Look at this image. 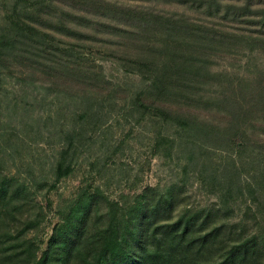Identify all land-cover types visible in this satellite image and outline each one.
Here are the masks:
<instances>
[{
  "label": "trees",
  "instance_id": "1",
  "mask_svg": "<svg viewBox=\"0 0 264 264\" xmlns=\"http://www.w3.org/2000/svg\"><path fill=\"white\" fill-rule=\"evenodd\" d=\"M78 1L75 12L67 10L64 16L47 12L52 18H46L45 12L46 19L40 15L42 23L48 22L43 26L48 31L37 29L31 24L34 21L25 18L30 17L31 8H20L18 14L24 20L17 15L16 26L11 23L0 30V71L7 57L22 58L28 51L42 60L32 69L39 72L38 80L67 87L72 91L70 97L83 101L82 122L96 118L107 96L120 97L125 91L118 85L104 93L100 88L105 82L83 67L71 50L58 55L49 44L56 39L55 33H73L75 26L103 37L105 44L110 42L109 55L131 69L127 74L140 77L141 86L131 97L132 112L172 131L171 137L157 139L162 146L175 137L184 142L191 135L206 138L212 126L200 121V111L220 114L230 125L257 123L260 135L264 133V73L256 70L258 75L247 82L234 81L227 71L212 69L214 60L223 54L264 50V1H255L260 29L255 36L230 31L236 24L247 23L253 0L246 4L241 0ZM18 4L16 1V9ZM48 4L62 6L59 0L43 5ZM158 4L173 5L182 12L163 11L157 9ZM187 11L201 18L193 22ZM204 52L208 61L201 58ZM204 88L214 89L215 94L208 95ZM74 130L61 134L54 183L74 172L72 155L82 144ZM237 148L239 154L243 152ZM259 187L257 184L250 191L261 195L256 190ZM29 193L28 186L17 178H0L1 225L15 212L17 216L30 209ZM227 193L219 198L218 208L177 212L180 198L173 188H146L131 205L110 202L102 193L85 189L52 229L39 257L32 249L34 243L20 238L37 227L36 221L22 222L17 238L7 239L9 234L0 233V264H264V234L247 231L251 209L246 207L244 218L229 222L232 199Z\"/></svg>",
  "mask_w": 264,
  "mask_h": 264
},
{
  "label": "rangeland",
  "instance_id": "2",
  "mask_svg": "<svg viewBox=\"0 0 264 264\" xmlns=\"http://www.w3.org/2000/svg\"><path fill=\"white\" fill-rule=\"evenodd\" d=\"M49 1L0 0V30L11 23L16 26L18 16L24 20L22 14H18L20 8H31L30 17L25 18L34 21L31 24L37 29L48 31L43 27L48 22L42 23L40 15L43 19L52 18L47 12L64 16L67 10L75 12L73 10H79L80 6L78 0H59L61 7L51 4L45 7L43 4ZM115 1L123 3L125 0H112ZM255 1L251 2L247 23L236 24V29L230 30L232 34L255 36L260 30L256 25ZM157 9L182 12L173 5L158 4ZM186 14L193 22L201 18L192 11ZM205 24L210 27L207 22ZM71 29L73 33H55L56 39L49 43L57 54L65 51L64 55L71 50L83 67L105 82L100 88L104 93L118 85L125 92L120 97L107 96L99 106L98 116L83 123L79 117L85 106L83 101L70 97L72 91L67 87L51 86L47 81L38 80L39 72L32 71L42 60L28 51L23 52L22 58L5 59L0 71V178L14 177L28 186L30 209L25 208L17 216L15 212L13 218L5 219V224H0V233L9 234L7 239L17 238L22 222L36 221L37 227L20 238L33 242L32 249H36L39 257L52 229L61 223V217L82 190L98 191L110 202L131 205L146 188L160 191L173 188L180 198L177 212L218 208L219 198L230 192L229 222L244 218L246 207H249L247 231L264 234V133L260 135L258 124L248 121L243 125H230L220 114L200 111V121L212 126L206 138L191 135L184 142L175 137L171 144L162 146L157 139L171 137L172 131L163 130L132 112L131 97L141 86L140 77L127 74L131 69L123 68L109 55L112 47L110 42L103 43V37L92 36L89 30L75 26ZM207 55L204 52L201 58L208 61ZM212 69L214 72L227 71L234 81L250 82L258 75L256 70L264 73V50L250 52L245 49L234 55L223 54L214 60ZM204 91L208 95L215 94L211 88ZM72 129L82 141L72 155L74 172L54 183V165L63 144L61 134ZM237 147L243 152L239 154ZM257 184L261 186L256 188L262 191L261 195L250 191Z\"/></svg>",
  "mask_w": 264,
  "mask_h": 264
}]
</instances>
